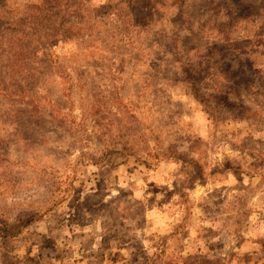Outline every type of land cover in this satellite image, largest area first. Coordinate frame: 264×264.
Listing matches in <instances>:
<instances>
[{
	"label": "rangeland",
	"instance_id": "rangeland-1",
	"mask_svg": "<svg viewBox=\"0 0 264 264\" xmlns=\"http://www.w3.org/2000/svg\"><path fill=\"white\" fill-rule=\"evenodd\" d=\"M0 264H264V0H0Z\"/></svg>",
	"mask_w": 264,
	"mask_h": 264
},
{
	"label": "trees",
	"instance_id": "trees-1",
	"mask_svg": "<svg viewBox=\"0 0 264 264\" xmlns=\"http://www.w3.org/2000/svg\"><path fill=\"white\" fill-rule=\"evenodd\" d=\"M56 2L59 1V0H55ZM55 5V4H53ZM53 5H50L51 8H53L54 6ZM211 43V44H210ZM208 42L206 43L205 45V49L207 51V54L206 56H209L210 52L212 50H215V52H219V54H217L218 56H221L223 59L224 58H227L228 56L230 57L229 53L227 52H222V48H226V49H229V50H235L237 51L239 46H238V42H236L234 39H232L231 37H224L222 39H217V41H212V42ZM208 44V45H207ZM215 54V53H214ZM213 58V57H212ZM201 61L200 63V66L202 64V62H205L207 63V65L203 68H199V67H192L189 69V77H188V81L189 84L191 85L192 88L200 91L201 87L200 86H203L205 89L206 88H209L207 87L209 82L212 81V80H215L217 78H220L221 80H226L227 84H223V85H220L218 88L219 89H214L217 91V93L220 94L219 97H221V103H223V105H228L230 104L229 101H230V96H236V94H239L240 93V90L241 88L239 87L240 86V80L242 78H244L242 75V71L240 70H233V67H234V62L235 60H238V59H233L231 61V63H228L227 61H218V63H221V65L219 66V69H223L222 71H219V70H211V62L210 61H207L206 57H201ZM239 62V60H238ZM210 64V65H208ZM239 65H242L244 63H238ZM225 66L227 67L226 69ZM218 71V72H217ZM240 77L239 80H237L236 78ZM233 79H235V86L234 85H230V83L233 82ZM202 84V85H201ZM206 84V85H204ZM212 90V89H211ZM213 91V90H212ZM238 97V96H237ZM10 227V226H9ZM14 229L16 228H21V225L17 224V225H14L12 226ZM11 228V227H10Z\"/></svg>",
	"mask_w": 264,
	"mask_h": 264
}]
</instances>
